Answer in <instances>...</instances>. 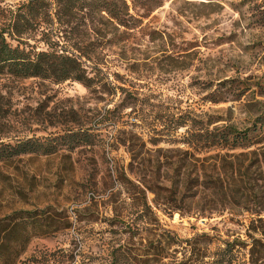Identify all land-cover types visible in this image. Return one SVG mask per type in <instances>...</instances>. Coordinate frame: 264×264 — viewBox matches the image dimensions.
Masks as SVG:
<instances>
[{
	"label": "rangeland",
	"instance_id": "rangeland-1",
	"mask_svg": "<svg viewBox=\"0 0 264 264\" xmlns=\"http://www.w3.org/2000/svg\"><path fill=\"white\" fill-rule=\"evenodd\" d=\"M25 2L0 0V28L17 12L34 23L9 43L46 49L49 39L93 82L0 74V144H59L0 160V217L21 208L42 219L15 264H148L133 254L159 240L169 264H203L233 239L246 259L250 237L264 239V143L228 149L190 132L253 121L264 0H161L143 16L128 0L127 26L78 6L58 19L54 3L33 16ZM82 133L89 141L74 146ZM118 247L125 259H113Z\"/></svg>",
	"mask_w": 264,
	"mask_h": 264
},
{
	"label": "trees",
	"instance_id": "trees-1",
	"mask_svg": "<svg viewBox=\"0 0 264 264\" xmlns=\"http://www.w3.org/2000/svg\"><path fill=\"white\" fill-rule=\"evenodd\" d=\"M133 8L141 7L143 13H136L143 16L150 12L154 7L161 5V0H129ZM54 3L53 15L59 19L60 13L68 12L73 8L86 9L90 18L96 13L106 14L112 18L118 25L127 26L130 19H135L134 15L129 13L128 0H27L23 7L29 10L31 15H48L51 4ZM62 5L61 9L58 5ZM14 16L12 27L10 29L0 28V74L4 73L13 77H40L51 78L57 82L66 79L80 81L85 87L92 84L93 78L87 73L85 66L80 61L78 55L68 50H58L51 45L49 39L44 42L46 49H37L30 46L24 47L19 44L9 43L6 34H23L33 28L31 21L27 24L21 23V19H26L24 15L17 12ZM259 106L256 109L255 116L251 124L244 128L224 125L209 129L205 127L202 131H192L190 135L197 143L205 145H219L228 149L248 148L252 145L264 143V101L254 100ZM80 132L73 130L67 131L64 136H77ZM83 134V133H82ZM63 136V137H64ZM83 137L74 139V146L80 145V142L89 141ZM53 137H26L18 139L16 142H2L0 144V160L10 159L18 154L42 153L49 154L58 149V142ZM146 203V202H145ZM42 219H37L34 211L19 209L0 217V264H15L24 246L35 235V226L39 225ZM174 239L167 237L166 245L172 244ZM161 241L147 243L148 246L144 255L134 253V259L147 262L148 264H169L163 261L165 246ZM244 243L241 239L223 241V247L210 255V261L203 264H264V239L258 236H251L248 245L247 258L238 257L239 247ZM118 247L114 252L113 259H125L129 253ZM195 251V248L192 249ZM191 251V252H192ZM190 252V253H191ZM144 256V257H142ZM190 256V254H189ZM207 256V255H203ZM189 258V257H188ZM190 259V258H189ZM194 260V259H193ZM182 260L171 262L170 264H185ZM190 264H194L190 260ZM197 264V263H195Z\"/></svg>",
	"mask_w": 264,
	"mask_h": 264
}]
</instances>
